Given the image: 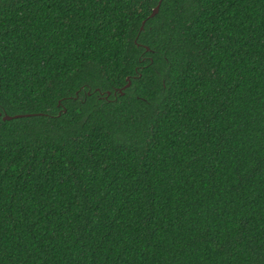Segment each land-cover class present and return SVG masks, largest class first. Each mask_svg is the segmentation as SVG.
I'll return each mask as SVG.
<instances>
[{
    "label": "trees",
    "instance_id": "trees-1",
    "mask_svg": "<svg viewBox=\"0 0 264 264\" xmlns=\"http://www.w3.org/2000/svg\"><path fill=\"white\" fill-rule=\"evenodd\" d=\"M157 3L0 0V264H264V0Z\"/></svg>",
    "mask_w": 264,
    "mask_h": 264
},
{
    "label": "water",
    "instance_id": "water-1",
    "mask_svg": "<svg viewBox=\"0 0 264 264\" xmlns=\"http://www.w3.org/2000/svg\"><path fill=\"white\" fill-rule=\"evenodd\" d=\"M160 2H161V0H158V3L152 8L151 13L149 14V17L154 16L158 12ZM143 24H144V20L142 21V25L140 26L141 29L143 27ZM145 48L148 49V47H145ZM126 79H127V82L123 86H121L119 88H116L113 91L114 95L116 94L117 91H118V93L123 94V89H125V88L130 86L129 78L127 77ZM106 94L107 95L110 94V90H107ZM24 115H28V114H24ZM19 116H23V114L8 115V114L5 113V114L2 115V119L6 120V119H11V118H16V117H19Z\"/></svg>",
    "mask_w": 264,
    "mask_h": 264
},
{
    "label": "flooded vegetation",
    "instance_id": "flooded-vegetation-1",
    "mask_svg": "<svg viewBox=\"0 0 264 264\" xmlns=\"http://www.w3.org/2000/svg\"><path fill=\"white\" fill-rule=\"evenodd\" d=\"M96 91H98V93H96V96H98V98L101 97L102 91H100L99 89H96ZM99 92H101V93H99Z\"/></svg>",
    "mask_w": 264,
    "mask_h": 264
}]
</instances>
